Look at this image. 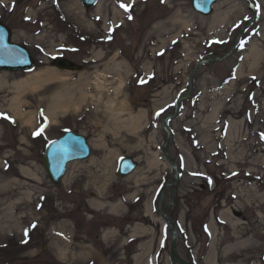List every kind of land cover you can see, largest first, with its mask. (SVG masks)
Here are the masks:
<instances>
[{"label": "rangeland", "instance_id": "1", "mask_svg": "<svg viewBox=\"0 0 264 264\" xmlns=\"http://www.w3.org/2000/svg\"><path fill=\"white\" fill-rule=\"evenodd\" d=\"M103 1L98 12L82 0H0V23L36 64L0 72V202L13 195L19 222L3 234L0 264H174L160 198L174 178L162 125L191 85L168 122L180 180L164 198L179 232L177 255L195 264H264V0H218L209 16L195 13L191 0ZM177 17L187 27H173ZM60 55L81 71L55 68L57 79L22 96L32 123L17 121L8 110L15 84L53 69ZM208 56L226 59L192 77ZM64 86H74L78 100L86 93V103L52 121L51 97ZM68 130L86 136L93 151L55 187L42 156ZM125 156L139 166L119 180ZM63 250L84 257L62 260Z\"/></svg>", "mask_w": 264, "mask_h": 264}, {"label": "water", "instance_id": "2", "mask_svg": "<svg viewBox=\"0 0 264 264\" xmlns=\"http://www.w3.org/2000/svg\"><path fill=\"white\" fill-rule=\"evenodd\" d=\"M98 0H83V4L87 9L94 6ZM217 0H192V7L195 12L203 16H209L213 12V5ZM253 9V7H251ZM251 21L245 25L242 32L252 23ZM226 59V56L220 58H209V60H203L195 68L194 73L199 69L201 65L207 62H220ZM56 67L63 70H79L80 66L75 65L73 62L66 58H58L52 63ZM34 69V62L28 50L19 44L12 42V33L8 27L0 24V70L19 72V71H29ZM193 73V75H194ZM192 75V77H193ZM192 87V85H191ZM179 104V103H178ZM177 104V106H178ZM173 116H168L164 122L163 126L166 129L169 137L166 141V146L163 149V154L166 161L175 170V179L171 181L167 188L174 186L179 181V172L176 163L168 156L167 148L172 143L173 134L166 126V122ZM91 155V147L88 143L86 137L76 134L72 131H68L61 138L53 140L50 142L43 155V166L46 170L50 180L55 186H59L62 178L64 177L67 166L69 163L79 160H86ZM138 167V162L133 157H124L119 160L117 177L119 179H124L130 175ZM165 188L161 196L163 197L164 211L163 220L166 222L173 230L172 245H171V258L175 263L179 264H190L186 261L180 259L176 255V242L178 239V232L175 225L170 221L167 215V203L164 198Z\"/></svg>", "mask_w": 264, "mask_h": 264}, {"label": "bare ground", "instance_id": "3", "mask_svg": "<svg viewBox=\"0 0 264 264\" xmlns=\"http://www.w3.org/2000/svg\"><path fill=\"white\" fill-rule=\"evenodd\" d=\"M105 1L103 0H99L96 8L98 12H102V10L104 9V3ZM73 6H70L68 8L69 12H73L72 10H76L78 9L76 6L75 8H73ZM171 25L173 27L182 25L184 27H187V25L182 22V20L180 18H176L173 21H171ZM118 65V64H116ZM54 67L51 70H44L41 72H33L31 75L28 76V78L26 80H23L22 82H18L17 84H15V92H16V96L14 99H12L8 110L13 114L14 118L18 121H21L22 123H32L31 119L28 118V115H25L23 113V102H22V96L28 92L30 93H35V92H39L40 88L43 87L44 84L49 83L50 81L57 79L56 77H58V73L56 72ZM58 69V68H57ZM65 73H69V72H74L72 70H62ZM6 72V71H5ZM102 76H105V74H101ZM101 76V77H102ZM61 77L66 81L69 78V75H61ZM103 79V78H102ZM123 82H121V80L119 81V84L122 85ZM3 85V82H0V86ZM70 90H74V86L73 87H63L62 89H60L59 92H57L53 97H51L50 100V104L48 106V113L50 114V118L52 121H56L57 120V116L59 115L58 113L61 114H68L69 112H73V111H77L80 110V108L86 103V93L82 92V97L78 100L75 98V96L70 94ZM115 101V99L113 100ZM127 103V101H123L121 103V106L124 107V105ZM118 106V104H117ZM115 106V108L117 107ZM144 117L145 115H139L135 122L138 124H143L144 123ZM88 143L90 144V142L88 141ZM138 168V167H137ZM136 168V169H137ZM135 169V170H136ZM134 170V171H135ZM24 175L29 176L28 173H26L25 171H22ZM11 184H5L3 185L4 189H9ZM13 195L9 192L8 194L5 195L4 199L2 200V202H0V206L1 205H6V209L2 212H0V245H3L5 243V239L3 238V234L7 233L8 231L12 230V229H18L19 228V222H18V218H16V216L13 213V210L15 208V204L16 202L12 201ZM120 207V205L118 206ZM138 232V230H133L132 234L133 236L136 235ZM178 240V239H177ZM68 248V247H67ZM67 257H70L72 260L77 261V260H81L84 255L82 252H76V253H72L71 256H69L67 250H63L61 253V259L62 260H66ZM241 264V263H239Z\"/></svg>", "mask_w": 264, "mask_h": 264}, {"label": "trees", "instance_id": "4", "mask_svg": "<svg viewBox=\"0 0 264 264\" xmlns=\"http://www.w3.org/2000/svg\"><path fill=\"white\" fill-rule=\"evenodd\" d=\"M201 232H202L204 235H207L206 230H205V228H204V225H203L202 228H201Z\"/></svg>", "mask_w": 264, "mask_h": 264}, {"label": "snow or ice", "instance_id": "5", "mask_svg": "<svg viewBox=\"0 0 264 264\" xmlns=\"http://www.w3.org/2000/svg\"><path fill=\"white\" fill-rule=\"evenodd\" d=\"M122 7H125L124 5H121ZM131 18V17H130ZM43 129H41L39 132L35 133V135H40Z\"/></svg>", "mask_w": 264, "mask_h": 264}]
</instances>
